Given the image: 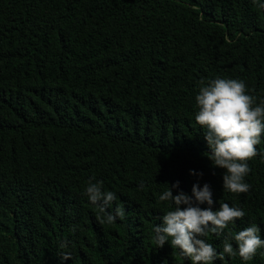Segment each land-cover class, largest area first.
<instances>
[{
	"label": "trees",
	"instance_id": "1",
	"mask_svg": "<svg viewBox=\"0 0 264 264\" xmlns=\"http://www.w3.org/2000/svg\"><path fill=\"white\" fill-rule=\"evenodd\" d=\"M260 4L0 0V264H192L154 239L174 208L159 195L177 181L173 195L206 183L213 210H244L204 237L218 253L253 224L264 239V136L249 191L234 194L194 119L201 81L240 80L264 101ZM92 177L116 195L108 211L123 210L111 224L84 195ZM213 264H264V247Z\"/></svg>",
	"mask_w": 264,
	"mask_h": 264
},
{
	"label": "clouds",
	"instance_id": "2",
	"mask_svg": "<svg viewBox=\"0 0 264 264\" xmlns=\"http://www.w3.org/2000/svg\"><path fill=\"white\" fill-rule=\"evenodd\" d=\"M253 3H257V0H253ZM259 7L264 8V4ZM195 105V123L203 129V138L210 150L205 156L211 162V167L224 171L223 189L234 194L248 192L250 186L245 182V177L251 171L248 161L258 154L256 146L264 136V101L256 104V98L247 94L243 81L217 78L207 83L200 82ZM189 175L200 177L202 173L190 171ZM94 180V177L88 180L84 195L103 214L97 216L98 222L111 224L123 216V210L117 206L108 211L116 195L104 191L102 181ZM178 188L179 181L167 185L163 194L159 195V201H168L174 208L167 211L160 218L161 223L153 228L158 247L170 244L192 264H213L217 259L224 260L225 255L237 254L243 261H248L258 249L264 247L260 229L253 224L225 238L223 250L218 253L204 237L209 233L219 236L229 224L245 216L244 210L227 203H221L217 210H213L212 192L206 183L203 187L198 183L193 184L190 195L182 191L173 195V190ZM201 205L206 207L202 208ZM230 241H235L236 251ZM66 246L61 244L62 248ZM61 259L70 260L71 253H63Z\"/></svg>",
	"mask_w": 264,
	"mask_h": 264
}]
</instances>
